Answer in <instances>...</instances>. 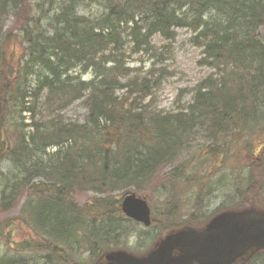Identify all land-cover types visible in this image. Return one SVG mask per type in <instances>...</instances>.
Wrapping results in <instances>:
<instances>
[{
  "label": "trees",
  "instance_id": "16d2710c",
  "mask_svg": "<svg viewBox=\"0 0 264 264\" xmlns=\"http://www.w3.org/2000/svg\"><path fill=\"white\" fill-rule=\"evenodd\" d=\"M9 17L16 33L4 32ZM175 29L192 32L212 73L187 107L163 112L150 105L163 83L157 65L129 77L124 47L129 40L133 54L157 58L153 37L173 40ZM77 102L88 115L66 121ZM206 137L208 155L234 149L237 160L264 146V0H0V213L25 200L34 236L0 264H72L84 245L95 261L111 250L141 255L123 246L131 220L114 193L152 202L147 190L180 183L184 166L175 164ZM249 169L246 199L264 190L263 167ZM86 192L94 197L80 205ZM180 216L172 196L151 228L164 237L197 224Z\"/></svg>",
  "mask_w": 264,
  "mask_h": 264
},
{
  "label": "rangeland",
  "instance_id": "374dc122",
  "mask_svg": "<svg viewBox=\"0 0 264 264\" xmlns=\"http://www.w3.org/2000/svg\"><path fill=\"white\" fill-rule=\"evenodd\" d=\"M87 11L88 13H94L98 9L90 5ZM16 30L17 24L13 17H9L4 21V32L14 31L16 33ZM174 32L176 36L173 40H166L160 35L153 37V46L159 55L157 58L146 53L133 54L129 40L126 48L124 47L126 57L124 64L133 70L129 77H134L137 74H143L144 76V73L153 64L157 65L155 78L163 83L154 91L150 105L153 104L157 110L163 112H174L179 110V108L187 107V104L192 101L193 89L212 73L209 68L200 64L203 53L201 48L193 45L191 41L192 32L187 29H175ZM25 47L26 44H21L18 40L15 45L18 59L24 52L23 48ZM91 76V72H88L84 75V79H89ZM124 92L126 91L123 90L122 95ZM43 99L40 100L41 104H43ZM148 102L150 100L147 99L144 104ZM39 112L36 115V120L44 117L42 109H39ZM87 115L88 112L83 103L77 102L65 110L62 116L66 121L79 120L83 122ZM26 116L28 118L29 115L27 114ZM28 122L30 121L27 119L25 123ZM207 138L199 139L181 162L175 164L183 163L184 166L183 179L180 183L175 186H167L166 188L160 187L159 191L156 190L155 192H153L152 188L148 189L152 202H150L146 194L143 195L148 198L154 220H158L166 200L172 196L175 197L181 206L183 216L180 217L184 221H188L189 218L194 219L197 223L216 215L223 209L239 205L242 207L245 203H250L257 199H260L261 205L264 206V190L258 195L252 194L248 196V199L243 196L249 184L248 170H250L251 165L255 164L259 168L263 167L264 172V154L261 155L258 152L253 155L261 148V145L256 146L255 150L254 146L256 144L253 145L251 155L245 153L240 160H237L238 155H235L237 153L234 149H232L234 153L228 150L230 155H223L224 151H219L217 155H208V151H206ZM231 158L233 159L231 160ZM5 166L4 172L7 173ZM173 168L169 167L163 173L174 170ZM132 190L131 188L130 191ZM114 195L118 196L117 199L120 201L126 196L122 192L114 193ZM93 197L92 193L86 192L76 196V201L80 205H85ZM24 201L21 199L14 209L0 213V260L8 253L10 256H14L12 255L14 253L12 248L19 247L21 243L34 239L32 232L22 218L24 215L21 211ZM257 205L263 208L261 205ZM257 205L256 207H258ZM124 225L129 238L124 240L123 246L126 245L127 248L135 252H147L160 238L154 228H146L136 222L127 220H124ZM86 247L84 245L74 250L76 259L72 264H93V261L99 262V259L95 261V257L90 258V253L85 251ZM254 264H264V257L255 260Z\"/></svg>",
  "mask_w": 264,
  "mask_h": 264
},
{
  "label": "water",
  "instance_id": "95a60500",
  "mask_svg": "<svg viewBox=\"0 0 264 264\" xmlns=\"http://www.w3.org/2000/svg\"><path fill=\"white\" fill-rule=\"evenodd\" d=\"M122 210L131 219L151 225L145 198L127 195ZM264 249V211L227 212L215 217L204 231L182 230L166 236L147 256L124 251L105 255L104 264H232Z\"/></svg>",
  "mask_w": 264,
  "mask_h": 264
},
{
  "label": "flooded vegetation",
  "instance_id": "af4514ba",
  "mask_svg": "<svg viewBox=\"0 0 264 264\" xmlns=\"http://www.w3.org/2000/svg\"><path fill=\"white\" fill-rule=\"evenodd\" d=\"M254 258H251V257H244L238 261H236L235 263L233 264H254ZM197 264V263H195Z\"/></svg>",
  "mask_w": 264,
  "mask_h": 264
}]
</instances>
